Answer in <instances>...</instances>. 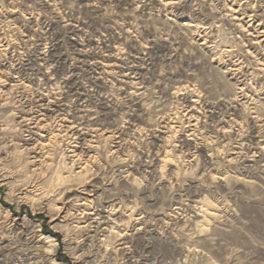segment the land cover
Wrapping results in <instances>:
<instances>
[{
	"label": "rangeland",
	"instance_id": "1",
	"mask_svg": "<svg viewBox=\"0 0 264 264\" xmlns=\"http://www.w3.org/2000/svg\"><path fill=\"white\" fill-rule=\"evenodd\" d=\"M0 264H264V0H0Z\"/></svg>",
	"mask_w": 264,
	"mask_h": 264
}]
</instances>
